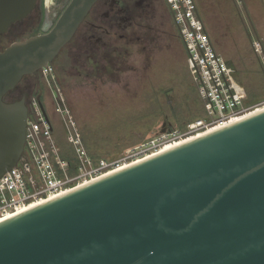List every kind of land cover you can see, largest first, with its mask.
<instances>
[{
	"label": "water",
	"instance_id": "obj_1",
	"mask_svg": "<svg viewBox=\"0 0 264 264\" xmlns=\"http://www.w3.org/2000/svg\"><path fill=\"white\" fill-rule=\"evenodd\" d=\"M37 1L0 0V35ZM98 2L71 0L52 28L0 52V178L23 155L29 116L5 95L51 65ZM0 264H264V111L0 223Z\"/></svg>",
	"mask_w": 264,
	"mask_h": 264
},
{
	"label": "rangeland",
	"instance_id": "obj_2",
	"mask_svg": "<svg viewBox=\"0 0 264 264\" xmlns=\"http://www.w3.org/2000/svg\"><path fill=\"white\" fill-rule=\"evenodd\" d=\"M195 1L217 52L246 92L245 104L258 106L253 113L263 111L264 0ZM46 2L49 10L57 4L38 0L28 18L0 35V51L40 32L38 7ZM137 21L142 24L130 35L117 31L103 36L94 60L81 58L78 54L84 51L72 49L68 74L62 73V57L52 64L57 71L56 94L61 93L89 156L98 161L124 163L140 147L159 139L164 123L172 131H184L189 123L207 117L196 69L166 1L157 0ZM41 92L62 156L73 160L68 115L57 111L59 104L47 87Z\"/></svg>",
	"mask_w": 264,
	"mask_h": 264
},
{
	"label": "built area",
	"instance_id": "obj_3",
	"mask_svg": "<svg viewBox=\"0 0 264 264\" xmlns=\"http://www.w3.org/2000/svg\"><path fill=\"white\" fill-rule=\"evenodd\" d=\"M165 1L171 11L173 22L178 29L179 36L186 46L190 60L195 69L197 66L206 88L205 90L196 69V80L198 82L201 98L205 102L207 117L199 118L189 123L184 131L174 130L161 134L159 139L140 147V151L136 154L132 153L130 157L131 160L129 159L124 163L119 162L113 164L107 163L103 160L98 161L89 156L83 146L82 136L78 130L77 124L71 119L70 112L66 110V107L63 111L59 106L57 111L68 115V119L67 117L65 118L68 126V139L76 154L75 159L69 160L62 156L61 149L54 136V129L51 121L44 115L41 105L34 100L32 105H29L27 140L23 155L17 163V167L14 166L0 178V223L26 212L28 208L35 204L54 200L84 186V184L88 182L92 183L104 177V175L124 166L126 163H132L137 161L139 158L143 159L149 155L158 153L166 145L175 144L176 142L190 138L202 137L204 134L207 135L211 133V131L213 132V130L218 127L228 126L230 124L232 125L234 120L242 118L258 109L257 105L245 104L246 92L238 83L236 76L232 72L226 60L220 53L217 52L205 22L200 15L196 1L181 0L223 99L227 109L226 111L180 0H169V2L196 66L176 22L168 0ZM47 68H43L41 72L49 83H53L56 81V78L53 75L52 67L49 65ZM49 73L52 79L49 77ZM22 171L23 174L21 173Z\"/></svg>",
	"mask_w": 264,
	"mask_h": 264
},
{
	"label": "flooded vegetation",
	"instance_id": "obj_4",
	"mask_svg": "<svg viewBox=\"0 0 264 264\" xmlns=\"http://www.w3.org/2000/svg\"><path fill=\"white\" fill-rule=\"evenodd\" d=\"M70 1L71 0H63V3L61 4L59 0H56L57 4L54 5L55 7H53L52 10L47 8V2L44 7H38L40 16L37 19V25L40 26V32L38 31L35 35L43 34L45 26L52 28ZM156 1L157 0H99L77 31L72 41L58 55L59 58H63L62 73L68 74V68L75 55L72 54V49L75 48V50L80 49L82 52L84 51L83 53L78 54L81 58L94 60L96 57L94 53H96V49H99L98 47L103 41V36H110L112 33H117V31L129 32V35L134 33L136 27H139L142 24L137 20H141L143 15L150 12ZM36 7L33 11H35ZM15 25H17V23ZM124 37L125 35H123V38ZM52 64L50 66L52 67L53 75L56 78L55 82L49 83L42 72L39 71L33 75L25 77L13 91L5 95L4 101L11 103L25 99L28 108L29 105H32L34 100L37 101L39 105H44L41 100V91L44 87H47L50 90L55 103L59 104V101L63 102V100H61L63 99L61 93L58 91V94H56L53 86L58 85V80L56 74L57 71L53 68ZM79 72L80 75L83 73V71ZM56 89H58L57 86ZM34 95H36V98H34ZM171 129L172 128H170L168 123H164L162 131L165 130L166 132H169L172 131Z\"/></svg>",
	"mask_w": 264,
	"mask_h": 264
},
{
	"label": "bare ground",
	"instance_id": "obj_5",
	"mask_svg": "<svg viewBox=\"0 0 264 264\" xmlns=\"http://www.w3.org/2000/svg\"><path fill=\"white\" fill-rule=\"evenodd\" d=\"M263 111H264V110H263ZM260 112H262V111L257 110V111L254 112V113L251 112V113L247 114L246 116H244V117H242V118H238V119L234 120L232 124L237 123V122H239V121H241V120H243V119H247V118H249V117H252L253 115H256L257 113H260ZM230 125H231V124H230ZM228 126H229V125H228ZM225 127H227V126L218 127V128H216L215 130H213V131H217V130H220V129L225 128ZM211 133H212V131H211ZM204 135H205V134H204ZM195 139H196V138H190V139H187V140H183V141H180V142H176L175 144L166 145V146H165L164 148H162V150L159 151L158 153H155V154H153V155H149L148 157L143 158V159H140V158H139L137 161H134V162H132V163H126L124 166L118 168L117 170H114V171H112V172H110V173L104 175V177H107V176H109V175H112V174H114V173H116V172H119V171H121V170H123V169H126V168H128V167H130V166H132V165H135V164L141 163V162H143V161H145V160H147V159H150V158H152V157H154V156H157V155H160V154L165 153V152H167V151H170V150H172V149H175L176 147L181 146V145H183V144H185V143H189L190 141H193V140H195ZM104 177H102V178H104ZM100 179H101V178H100ZM98 180H99V179H98ZM96 181H97V180H96ZM89 183H90V182H88V183H86V184H84V185H87V184H89ZM71 192H72V191H71ZM69 193H70V192H69ZM44 203H46V202H42V203H39V204H35V205L31 206L30 208H28L27 210L33 209L34 207L40 206V205H42V204H44ZM27 210H26V211H27Z\"/></svg>",
	"mask_w": 264,
	"mask_h": 264
},
{
	"label": "trees",
	"instance_id": "obj_6",
	"mask_svg": "<svg viewBox=\"0 0 264 264\" xmlns=\"http://www.w3.org/2000/svg\"><path fill=\"white\" fill-rule=\"evenodd\" d=\"M237 78V77H236Z\"/></svg>",
	"mask_w": 264,
	"mask_h": 264
}]
</instances>
